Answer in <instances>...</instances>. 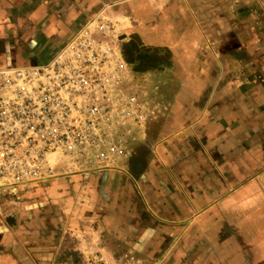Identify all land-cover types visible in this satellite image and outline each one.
I'll use <instances>...</instances> for the list:
<instances>
[{"label": "crops", "instance_id": "0c3cea01", "mask_svg": "<svg viewBox=\"0 0 264 264\" xmlns=\"http://www.w3.org/2000/svg\"><path fill=\"white\" fill-rule=\"evenodd\" d=\"M98 13L160 113L124 163L0 188V264H51L67 234L84 261L264 264V0H0V68Z\"/></svg>", "mask_w": 264, "mask_h": 264}, {"label": "built area", "instance_id": "2783aa9c", "mask_svg": "<svg viewBox=\"0 0 264 264\" xmlns=\"http://www.w3.org/2000/svg\"><path fill=\"white\" fill-rule=\"evenodd\" d=\"M116 24L98 13L47 63L0 68V187L52 177L55 157L101 169L132 154L152 109L130 84Z\"/></svg>", "mask_w": 264, "mask_h": 264}, {"label": "rangeland", "instance_id": "374dc122", "mask_svg": "<svg viewBox=\"0 0 264 264\" xmlns=\"http://www.w3.org/2000/svg\"><path fill=\"white\" fill-rule=\"evenodd\" d=\"M105 15V14H103ZM107 16V15H105ZM122 34V33H121ZM121 39H123V43H125L126 41V35L122 34ZM122 51H123V55L125 58V68L124 69H128V71L131 74V82L130 84L133 85L132 87L135 90V95L138 98V100L142 101L144 99H147L146 97L149 96L148 93L144 92V83H143V78H138L135 73H133V67L131 65V63L129 62V60L126 57L125 54V45H122ZM127 63V64H126ZM151 97H155L154 93L150 94ZM152 109V113L150 117H154V116H158L160 111L158 108L155 107V105L151 106ZM143 130L145 128L141 127ZM138 132V131H137ZM135 140V139H134ZM132 141L131 145H132V154L134 152V143L135 141ZM137 140V138H136ZM131 154V155H132ZM129 155L128 157H122L119 159V161L116 164H120V163H124L126 162L129 157L131 156ZM52 163L54 164V175L52 177H47V178H43L40 180H34V181H41V180H46L49 178H53V177H57L60 176L62 174L65 173H72V172H78V171H84V170H93V167H90L86 162H84L81 159H71V158H66V157H55L52 160ZM31 181V182H34ZM30 183V182H27ZM25 184V183H23ZM22 185V184H20ZM19 186V185H18ZM18 186L15 187H0L1 189H6V190H14L15 188H17ZM76 247V241L74 240L73 237H70L68 234L66 235V237L62 240V243L60 244L58 251L55 254V258L54 261L51 264H105L106 262L103 261V259H101V256H99L98 254H88L89 257L87 260L84 261V254H80L78 251L75 250Z\"/></svg>", "mask_w": 264, "mask_h": 264}]
</instances>
